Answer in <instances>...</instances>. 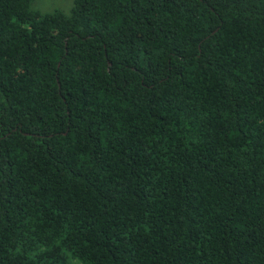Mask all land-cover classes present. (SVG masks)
Returning <instances> with one entry per match:
<instances>
[{
    "label": "trees",
    "instance_id": "trees-1",
    "mask_svg": "<svg viewBox=\"0 0 264 264\" xmlns=\"http://www.w3.org/2000/svg\"><path fill=\"white\" fill-rule=\"evenodd\" d=\"M0 0V264H264V0Z\"/></svg>",
    "mask_w": 264,
    "mask_h": 264
},
{
    "label": "rangeland",
    "instance_id": "rangeland-1",
    "mask_svg": "<svg viewBox=\"0 0 264 264\" xmlns=\"http://www.w3.org/2000/svg\"><path fill=\"white\" fill-rule=\"evenodd\" d=\"M73 6V0H35L33 8L41 12H50L56 9L69 12Z\"/></svg>",
    "mask_w": 264,
    "mask_h": 264
}]
</instances>
